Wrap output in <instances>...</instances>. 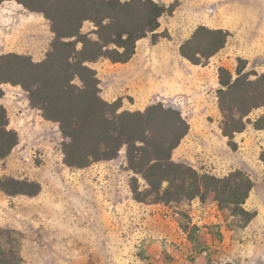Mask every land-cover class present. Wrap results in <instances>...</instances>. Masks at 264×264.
I'll return each mask as SVG.
<instances>
[{"label":"rangeland","instance_id":"1","mask_svg":"<svg viewBox=\"0 0 264 264\" xmlns=\"http://www.w3.org/2000/svg\"><path fill=\"white\" fill-rule=\"evenodd\" d=\"M157 1L176 3L160 19L163 36L141 39L127 63H92L101 95L110 102L122 98L121 110L157 103L179 110L190 130L173 159L218 177L247 172L254 186L244 208L254 218L245 224L221 208L213 193L168 204L154 202V195L137 201L133 178L141 190L149 186L130 169L126 147L111 160L68 166L59 125L32 107L20 85L5 83L0 105L19 141L0 161V176L37 181L41 191L9 195L0 188V264H264V130L250 124L233 139L226 136L217 96L219 67L236 73L243 59L245 71L264 72V0ZM199 25L231 35L223 49L196 65L179 47ZM94 29L86 21L82 31L95 37ZM53 38L41 13L15 0L0 3V55L15 52L41 61ZM263 112L255 109L250 117ZM182 231L191 243L183 242Z\"/></svg>","mask_w":264,"mask_h":264},{"label":"trees","instance_id":"2","mask_svg":"<svg viewBox=\"0 0 264 264\" xmlns=\"http://www.w3.org/2000/svg\"><path fill=\"white\" fill-rule=\"evenodd\" d=\"M15 1L49 20L54 38L41 61L15 52L0 55V98L5 94L3 84L20 85L28 93L32 107L59 125L68 166L85 168L100 160H111L126 147L130 169L149 186L141 190L138 179L133 178L131 187L137 201L147 202L154 195V202L168 204L197 197L204 200L213 193L221 208L241 216L245 224L254 218L255 213L244 208L254 186L247 172L237 169L218 177L173 159V151L190 130L179 110L162 103L145 110H121L122 98L110 102L101 95V80L92 63L101 58L113 63L129 62L141 39L152 35L156 42L163 36L159 32L160 19L174 12L175 2ZM86 21L95 26L91 32L95 37L82 31ZM230 35L227 29L199 25L180 44L179 51L192 64H205L225 47ZM239 60L236 73L224 66L218 69V105L225 121L224 134L231 139L250 124L264 130V112L250 117L255 109H264V72L245 71V60ZM18 141L17 131L9 127L6 108L0 105V161ZM260 158L264 162V149ZM0 188L9 195L34 196L41 191V184L0 176Z\"/></svg>","mask_w":264,"mask_h":264},{"label":"built area","instance_id":"3","mask_svg":"<svg viewBox=\"0 0 264 264\" xmlns=\"http://www.w3.org/2000/svg\"><path fill=\"white\" fill-rule=\"evenodd\" d=\"M198 201H199V204H202L200 200H198ZM182 233H183V242H184V243H185V242H187V243H191V241L188 239V235H187V233H186L185 231H182Z\"/></svg>","mask_w":264,"mask_h":264},{"label":"crops","instance_id":"4","mask_svg":"<svg viewBox=\"0 0 264 264\" xmlns=\"http://www.w3.org/2000/svg\"><path fill=\"white\" fill-rule=\"evenodd\" d=\"M177 256H178V257H181V261H183V257H182V255L178 254Z\"/></svg>","mask_w":264,"mask_h":264}]
</instances>
